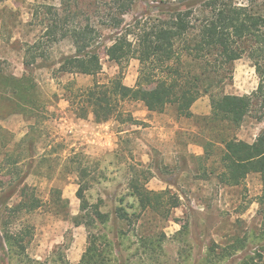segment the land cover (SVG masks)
<instances>
[{
    "label": "rangeland",
    "instance_id": "obj_1",
    "mask_svg": "<svg viewBox=\"0 0 264 264\" xmlns=\"http://www.w3.org/2000/svg\"><path fill=\"white\" fill-rule=\"evenodd\" d=\"M69 1L74 4V16L66 22L65 30L88 26L100 37V47L110 46L114 34L140 18L147 8L138 1L128 15L121 17L119 5L113 0ZM77 1L79 11L75 13ZM237 2L244 4L246 0ZM46 6L56 8L60 15L66 9L62 0H0V70L5 75L22 78L27 74V47L40 40L48 25L56 22L54 16L47 14ZM120 20L123 26L116 29ZM41 53H45L47 65L51 66L63 56L73 54L74 48L67 39L50 48H40L38 54ZM42 63L38 59L37 64ZM139 69L138 61L132 60L120 68L103 58L102 73L96 80L104 83L123 74L124 84L135 86ZM53 72L54 68L32 72L39 94L48 104L49 115L47 121L35 128L34 150L28 151L26 145L17 148L19 152L24 150L26 158L34 157L32 162L20 165L19 179L34 189L43 206L30 215L10 219L14 224L11 230L20 232L30 226L32 237L25 252L12 258L0 235V245L4 246L0 249V264H80L88 250L90 234L105 238L97 242V247L102 259L111 261L108 264H201L207 259L212 262L208 264H243L251 259L254 264H264V209L258 203L262 195L260 177L249 175L241 186L229 188L220 183L217 173L210 174L218 167L213 163L218 159V129L210 132L202 119L175 124L172 107L162 114H149L143 104L130 102L123 106V111L130 113L139 125H123L115 120L97 125L92 118L78 120L63 99V88L74 82L76 88L86 89L93 86L94 78L56 79ZM233 76V83L223 90L226 95L249 96L259 87L260 80L247 58L234 64ZM202 98L197 107L200 112L211 108L209 96ZM34 124L22 115L0 120V128L10 132L15 143L32 137L30 128ZM263 130L264 99L259 98L245 123L233 133L240 141L251 144ZM207 141L216 146L211 162L205 163L189 147H202ZM15 149L11 145L10 150ZM3 151L0 145V163ZM79 165L88 171L90 188L86 197L90 205H98L110 217L106 226L87 228L74 221L82 214L77 199L79 178L75 173ZM5 172L0 174V181L14 182ZM136 176L147 180L148 190L167 192L165 216L140 213L130 190V181ZM60 196L67 203H60ZM18 201L17 197L0 201V229L4 207ZM173 203L177 208L170 207ZM121 207L131 216V224L118 220L116 212ZM140 238L160 240L163 253L149 261ZM237 241L243 242L244 248L233 252ZM229 252L228 258L219 260Z\"/></svg>",
    "mask_w": 264,
    "mask_h": 264
},
{
    "label": "trees",
    "instance_id": "obj_2",
    "mask_svg": "<svg viewBox=\"0 0 264 264\" xmlns=\"http://www.w3.org/2000/svg\"><path fill=\"white\" fill-rule=\"evenodd\" d=\"M113 1L119 5L121 17L128 15L138 1L147 8L140 18H135L132 24L114 34L110 46L100 47V37L93 34L94 30L88 26L65 30L66 22L74 16V4L72 6L71 1L62 0L66 6L63 15L56 8L46 6L47 14L54 16L56 22L48 25L46 34L40 40L27 47L24 60L27 74L17 78L0 70V120L22 115L36 122L30 128L32 137L27 136L19 143L14 142L10 132L0 128V135L4 134V137L0 136V145L4 150L0 174L7 171L5 175L14 178V182L8 184L0 181V201L4 198L19 199L13 206L6 205L1 217V241L12 258L25 252L32 230L30 226L20 232L11 230L10 226L14 224L10 219L30 215L43 206L34 189L19 179L20 165L32 162L34 157L26 158L24 150L19 152L17 149L26 145L28 151L34 150L35 128L48 119V104L41 98L32 77L33 71L41 69L54 68L56 79L59 76L94 78L93 86L86 89L76 88L74 82L67 83L63 88V99L78 120L93 118L98 125L112 120L123 125H139L130 113L123 111V106L129 102L141 103L149 113L156 114L172 107L179 118L191 119L194 104L209 96L212 114L204 121L210 132L219 130L216 141L218 159L213 162L218 167L212 169L211 174L217 173L220 183L229 188L241 186L249 175H258L262 183L258 203L264 209V130L252 144L240 141L233 133L245 123L255 100L264 99V0H246L244 4L237 0ZM76 3L75 13L79 11L78 1ZM122 26L123 21L120 20L115 28ZM67 39L71 41L74 53L63 56L51 66L47 65L48 58L45 53L39 55V49L44 46L50 48ZM103 58L120 68L132 60L138 61L140 69L136 85L133 88L126 86L123 74L104 83L98 82L96 78L102 73ZM243 58L252 62L260 80L259 87L249 96L226 95L224 88L234 81V64ZM38 59L43 63L38 65ZM11 145L16 148L14 151L10 150ZM214 146L216 144L211 141L205 142V155L198 160L211 162ZM87 172L80 165L75 171L79 178L77 199L81 202L82 214L74 221L77 226L87 228L106 226L110 222L109 215L102 213L98 205H90L86 197L90 188ZM130 190L141 214L152 212L165 216L167 192L148 190L147 180L142 181L139 176L130 181ZM57 200L67 203L61 196ZM170 207L174 209L177 205L173 203ZM116 213L118 220L132 223L131 216L123 207ZM100 239L105 238L89 235V247L80 264L111 262L102 259L103 254L97 247ZM140 243L149 261L163 253L162 242L156 238H140ZM4 246L0 245V249L3 250ZM243 248V242L237 241L232 250L237 252ZM229 255L230 252L219 260ZM253 261L251 259L243 264H254ZM201 262L212 263L209 259Z\"/></svg>",
    "mask_w": 264,
    "mask_h": 264
},
{
    "label": "crops",
    "instance_id": "obj_3",
    "mask_svg": "<svg viewBox=\"0 0 264 264\" xmlns=\"http://www.w3.org/2000/svg\"><path fill=\"white\" fill-rule=\"evenodd\" d=\"M86 77V76H85ZM136 85V84H135ZM128 87H134V86H128ZM257 91V90H256ZM255 91V92H256ZM235 96V95H234ZM210 99V98H209ZM202 100H205V98H202ZM201 101V99H200ZM199 100L194 104V106L192 107L191 109V112L193 114V118L191 119H202L204 121L205 118H209L212 114V108H208L202 112H200L199 110H197V107H199V105H201V102ZM207 101V100H206ZM211 103V101H210ZM149 113V112H148ZM176 113V111H175ZM149 114H156V113H149ZM177 120H176V123L175 124H178V123H181L183 121H186V120H191V119H185V118H179L177 113H176V117H175ZM93 119V118H92ZM137 121V120H136ZM107 124V123H106ZM98 125V124H97ZM102 125V124H101ZM163 129H166V127H164ZM179 129V128H177ZM176 132L178 130H175ZM175 134V132H174ZM257 139V138H256ZM255 142V141H254ZM253 142V143H254ZM252 144V143H251ZM189 149H193L194 153H195V157L198 159L200 157H203L205 155V152H204V148H203V145L202 147L198 144H193L189 147ZM210 174H211V170H210ZM212 175V174H211ZM217 177V176H216ZM218 179V178H217Z\"/></svg>",
    "mask_w": 264,
    "mask_h": 264
}]
</instances>
